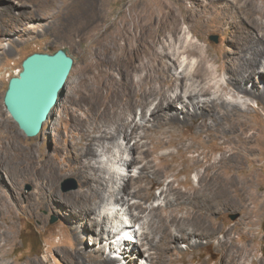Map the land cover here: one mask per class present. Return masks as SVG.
<instances>
[{"label": "bare ground", "instance_id": "bare-ground-1", "mask_svg": "<svg viewBox=\"0 0 264 264\" xmlns=\"http://www.w3.org/2000/svg\"><path fill=\"white\" fill-rule=\"evenodd\" d=\"M1 1L0 36H5L7 30L19 28L24 18L35 16L37 11L56 17L61 11L69 10V7L82 0ZM155 1L137 0L128 8L121 9L113 20H110L112 14L106 7L84 5L80 27L84 40L90 42L87 49L88 67L85 74L69 88L63 113L59 116L61 120H68L67 133L64 138L55 134L50 137L54 143L52 153L36 151L31 146L24 147V131L13 119L5 118L0 112V264H34L33 260L21 255L13 262H5L10 247L15 243L21 214L25 213L21 188L25 181L32 180L37 186L36 198L30 202L34 210L38 211L43 207L53 209L58 205L61 209H66L68 206L77 207V204H83L84 207L77 209L81 218L93 221L90 229H98L96 241L105 239V220L110 214L102 216L101 212L98 213V205L104 202V191L107 187L103 177L101 178V169L97 167L100 166V160L96 159V163H92L90 158H96L100 149L116 145L119 137L123 138L122 145L131 153L130 158L125 159L129 166L135 167L140 162L143 164L137 175H128L126 182L120 184L118 192L114 190L110 193H123V209L129 210L137 218H149L148 223L156 221L159 232L157 239L156 235L150 233L145 237L148 250L159 253L162 263L176 264L175 260H167L165 253L175 250L178 239L191 242L189 248L200 246L203 238L211 242L216 238L215 233L182 228L178 222L183 218L176 214L165 215L163 208H148L145 206L146 202H143L144 181L160 176L159 169L154 164L156 151L149 147L148 140H154L150 131L160 130V147L177 144L179 140L172 135L166 140L168 131L162 129L184 125L190 120L197 124L199 132H213L222 140L223 155L206 164L204 174L198 185H195V195H178L167 201V205H174L177 210L187 208L189 211L187 210L185 217L195 219L201 224H207L210 211L214 212L225 202H240L245 217L254 216L257 205L261 203L260 195L252 191L254 180L246 175L234 180L229 173L239 165L244 151L254 149L258 140L254 126L247 120L248 110L242 104L245 102L249 107L251 102L248 99L253 98L264 105V70L256 68L263 66L264 42L254 43L251 39L261 34L259 30H252L251 22L253 19L259 20L256 15L263 13L264 8L258 6L255 0H246L245 5H250L241 4L245 7L238 10L241 7L237 6L240 0H230L236 5L238 18L234 15L228 18L240 32L244 53L229 79L222 81L216 71H226L225 68L213 67L214 60L209 58L201 43L187 36L194 31L190 24L191 16L174 8L167 0H158L157 3ZM200 17L204 27L211 24L212 20L205 14ZM184 23L188 24L190 32L182 26ZM196 33L199 38L200 33ZM8 51L11 48L6 50ZM180 65L182 69L177 71ZM257 75L260 81L256 79ZM249 82L252 83L251 87L248 86ZM228 89L232 90L230 94L233 97L238 98L230 101L226 96ZM239 98L246 100L241 102ZM155 100L157 102L151 109L149 105ZM179 101L183 102L180 109ZM138 106L142 110L139 119L135 115ZM133 139L136 141L131 144ZM68 148L75 159L84 160L80 171L86 184L80 192L74 193L75 196L60 194L58 189L64 171L63 162L68 158ZM198 162L202 165L206 163ZM211 168L223 170V173L215 172L212 177L209 172ZM172 186L169 185L168 190L171 191ZM230 190L236 192L237 198L228 195L226 191ZM134 197L140 200L131 203ZM134 208L139 213H135ZM168 208L167 206L165 210ZM33 215L41 217L37 212ZM248 222L242 223L240 228L243 241L233 235L230 229H224L225 235L219 240V250L201 264H261L255 260L254 247L247 243L251 235L243 228ZM171 225L175 229L165 231ZM113 227L120 231L119 234L111 236L114 231L107 230L109 237H112L109 247L111 243L117 242L116 239L121 243L119 246L127 244V238L122 235L123 228L115 225ZM126 227L124 225V230L131 231V227ZM75 237V247L63 252V255L79 260L85 256V251L82 247L83 241L77 235ZM127 252L125 250L126 256L130 258L142 256L141 250L135 255L132 252L131 256ZM152 258L155 256L150 254L147 264H153ZM89 260H93L92 264H118L119 259L105 254L101 249L98 255Z\"/></svg>", "mask_w": 264, "mask_h": 264}, {"label": "rangeland", "instance_id": "rangeland-1", "mask_svg": "<svg viewBox=\"0 0 264 264\" xmlns=\"http://www.w3.org/2000/svg\"><path fill=\"white\" fill-rule=\"evenodd\" d=\"M135 1L137 0H82L78 4L69 7V10L61 11L56 17L54 15L51 17L46 12L37 11L35 12V16L29 19L24 18L23 24L19 28L15 30L9 29L5 36H0V112L5 118L11 120L13 118L4 105V93L9 79L14 75H18L22 68V61L29 54L34 52H54L59 48H65L74 58V65L68 78L69 82L67 80L68 84L66 83L64 94L58 98V103L53 107L41 132L33 137H29L26 134L23 135L22 144L24 147L31 146L36 151L41 150L50 154L54 147V143L50 137L55 134L64 138L67 133L68 120H61L59 116L63 113L64 103L67 100L70 86L85 74L89 60L87 49L90 42L89 40H84L81 34L82 28L80 27L81 13L84 5L85 7H106L112 14L110 20H113L117 18L121 9L128 8ZM245 1L240 0L238 2L237 6H241L237 8L238 10L250 5V3L245 5ZM255 1L258 6L264 8V0ZM157 2L158 0L155 1V3ZM167 2L174 6V8L183 10L191 16V23H187L193 25V32L188 30V24H182L190 32L187 34L188 38L201 43L209 58L214 60L213 67L220 66L225 68L226 71H216L218 77L222 81H225L226 78L229 79V75L234 71L244 53V48L241 47L243 42L240 39V32L236 30V27L233 26L231 20L228 18L230 15L238 18L236 5L230 0H167ZM0 3H2L1 0ZM28 9H31V7ZM202 14H205L212 20L211 24L206 27L201 22L200 16ZM256 17L259 20H252V30L254 32L259 30L261 34L259 36L257 34L251 39L254 43L260 44L264 42V12L258 13ZM197 31L200 33L199 38L196 33ZM9 48H11V51L6 52ZM262 60L263 66L260 65L256 67L257 69L264 70V56ZM181 69L182 66L180 65L177 71H181ZM256 79L259 80V75L256 76ZM248 86L251 87L252 83L249 82ZM227 91L228 95L226 96L230 98V101L238 98L230 94L232 90L228 89ZM239 100L244 102L246 98H239ZM248 100L251 102L249 107L244 104L245 102L242 105L248 110L247 120L254 126L258 140L254 149L244 151V156L239 163L241 165L235 167L236 169L232 170L229 174L234 180L244 175L254 180L255 184L252 191L260 195L259 201L261 203L257 205V210L252 218L245 217L242 211L243 206L240 202L228 204L225 202L218 208L215 207L216 210L209 213L210 220L207 224H201V222H197L195 219H187L185 217L189 211L187 208L177 210L174 205H167V201L173 200L178 195H195V185H198L201 176L204 174L206 164L223 155L222 140L216 137L213 132L211 134L209 132H199L197 124L192 120L184 125L178 124L162 129V131H168L166 140L172 135L179 140L177 144L160 147L158 145V136H161L160 130L150 131L154 140H148L149 147L156 151L154 164L157 165L160 176L144 181L145 189L142 195L144 198L143 202H146L145 206L148 208L161 207L165 215H178L179 218H183L178 222L182 228H195L198 232L216 234V238H213L211 242H208L207 238H203L200 246L192 248H189L191 242L183 238L178 239L175 250L173 249L165 253L167 260H175L176 264H201L211 254H216L219 250V240L225 235L224 229H230L233 235L243 241L240 228L243 225L242 223L249 221L243 228L244 231L251 235V239L247 243L254 247L255 260L264 264V105L257 99L251 98ZM156 102L157 100L154 101V105L151 104L149 107L152 109ZM178 104V108H182L183 102L179 101ZM141 111V107L139 106L135 110V115H137L138 119ZM147 113L149 116V109ZM217 120L219 121L220 119L217 118ZM13 121L18 126L14 119ZM226 130L230 131L228 127H226ZM135 141L136 139L131 140V144ZM122 143H124L123 138L119 137L116 145H112L108 149H100L96 158H90L92 163H96V159L100 160V166H96L100 167L101 178L103 177L104 185L107 187V190L104 191V202L98 205V213L101 212L102 216L110 214L109 218L105 220L107 224L105 239L103 241H96L98 229H90L93 227V221L81 218V213L77 209L84 207L83 204H77V207L68 206L66 209H61V206L58 205V207L53 209L43 207L38 211L34 210L30 202L36 198L37 186L32 180L25 181L21 187L25 213L22 212L21 214L15 243L10 247L5 262H13L15 258L21 255L24 258L33 260L34 264H92L93 260H89V258L91 259L95 255H98L99 250L103 249L105 254L118 258V264H147L150 254L155 256V258H152L153 264H164L160 260L159 253H153V250H148V245L146 244L145 237L148 233L156 235V239L158 237L159 232H157L156 221L148 223L149 218H137L129 210L123 209L121 202L123 193H117V195L110 193V191L114 190L118 192L120 184L123 185L126 182L128 175H137L143 164L140 162L135 167H130L128 160L125 159H129L131 153L125 149ZM69 150L70 148H68V158L63 162L64 171L58 189L60 194L75 196L74 193L80 192L82 186L86 184V180L81 176L80 171L84 166V160L75 159V156L73 157V154ZM86 160L88 161V159ZM198 160L205 161L206 163L202 165L201 162L197 163ZM209 172L213 177L215 172L223 173V170L211 168ZM69 178L76 181L77 187L64 190L63 183ZM212 179L208 178V180ZM134 181L136 182V179ZM169 185H173L171 191L168 190ZM131 189L133 190L134 188L131 187ZM226 192L229 193L230 197H236V192L231 190ZM138 200L140 198L134 197L131 203ZM163 205L164 207H162ZM167 206L169 208L165 210ZM134 211L135 213H139L136 208H134ZM36 212L41 217H35L33 214H36ZM114 225L115 227L123 228L122 231L124 232L122 235L127 238V242L125 241L127 244L119 246L121 243H118L119 240L116 239L117 242L111 243V247H109L112 237H109L107 230L114 231L111 233V236L119 234L120 231V229H114ZM124 225L127 226V229L131 227V231L124 230ZM161 229L165 230V228ZM170 229L174 230L175 226L171 225L165 231ZM134 234L138 237V241H136ZM76 235L83 241L82 247L85 251V256L79 260L63 255V252L73 250L75 247ZM130 241L132 242L129 243ZM122 250H124V253ZM125 250H128L127 254L129 256L132 255V252L134 255L139 254L141 250L142 256L130 258L126 256Z\"/></svg>", "mask_w": 264, "mask_h": 264}, {"label": "water", "instance_id": "water-1", "mask_svg": "<svg viewBox=\"0 0 264 264\" xmlns=\"http://www.w3.org/2000/svg\"><path fill=\"white\" fill-rule=\"evenodd\" d=\"M74 65V58L65 48L54 52H34L21 65L18 75L9 79L4 105L24 133L39 134L58 98L63 95ZM64 190L77 187L74 179L64 181Z\"/></svg>", "mask_w": 264, "mask_h": 264}]
</instances>
